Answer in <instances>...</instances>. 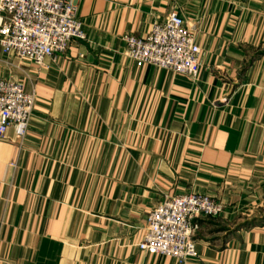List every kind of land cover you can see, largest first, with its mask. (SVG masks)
<instances>
[{
    "label": "crops",
    "instance_id": "1",
    "mask_svg": "<svg viewBox=\"0 0 264 264\" xmlns=\"http://www.w3.org/2000/svg\"><path fill=\"white\" fill-rule=\"evenodd\" d=\"M75 5L84 39L63 55L17 69L0 50V80L35 97L22 146L0 143V264H177L136 246L164 197L190 194L223 211L185 264H264V0ZM172 12L198 28L195 81L126 56Z\"/></svg>",
    "mask_w": 264,
    "mask_h": 264
},
{
    "label": "built area",
    "instance_id": "2",
    "mask_svg": "<svg viewBox=\"0 0 264 264\" xmlns=\"http://www.w3.org/2000/svg\"><path fill=\"white\" fill-rule=\"evenodd\" d=\"M198 28L188 26L178 14L154 24L141 38L123 37L126 56L136 67H152L195 81L200 70ZM84 39L75 0H0V50L6 64L39 68L46 58L63 55L73 41ZM21 70V69H20ZM35 97L21 83L0 80V143L13 130L20 148L27 133ZM214 199L190 194L164 197L147 215L140 253L185 264L196 257L195 238L200 219L222 214Z\"/></svg>",
    "mask_w": 264,
    "mask_h": 264
},
{
    "label": "rangeland",
    "instance_id": "3",
    "mask_svg": "<svg viewBox=\"0 0 264 264\" xmlns=\"http://www.w3.org/2000/svg\"><path fill=\"white\" fill-rule=\"evenodd\" d=\"M16 63V62H15ZM22 64H24V63H22ZM257 213H256V219L254 220V219H252V220H250V221H252L251 222V224L253 225V224H262L263 222H264V205L260 208V209H258L257 211H256ZM220 216V215H219ZM218 216V217H219ZM218 217H216V218H214V219H217ZM205 220H212V219H205ZM247 224L248 223H246V226H247ZM248 227V226H247Z\"/></svg>",
    "mask_w": 264,
    "mask_h": 264
}]
</instances>
